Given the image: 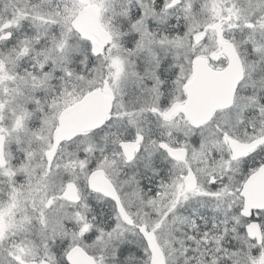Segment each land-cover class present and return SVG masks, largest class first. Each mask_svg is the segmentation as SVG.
Returning <instances> with one entry per match:
<instances>
[{
  "label": "snow or ice",
  "instance_id": "1",
  "mask_svg": "<svg viewBox=\"0 0 264 264\" xmlns=\"http://www.w3.org/2000/svg\"><path fill=\"white\" fill-rule=\"evenodd\" d=\"M0 264H264V0H0Z\"/></svg>",
  "mask_w": 264,
  "mask_h": 264
}]
</instances>
